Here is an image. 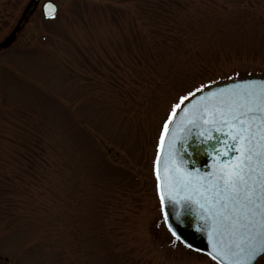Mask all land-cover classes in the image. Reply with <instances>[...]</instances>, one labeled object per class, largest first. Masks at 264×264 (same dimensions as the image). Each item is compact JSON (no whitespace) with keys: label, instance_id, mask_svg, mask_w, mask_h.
Returning a JSON list of instances; mask_svg holds the SVG:
<instances>
[{"label":"rangeland","instance_id":"obj_1","mask_svg":"<svg viewBox=\"0 0 264 264\" xmlns=\"http://www.w3.org/2000/svg\"><path fill=\"white\" fill-rule=\"evenodd\" d=\"M45 1L0 52V264H214L167 231L154 158L180 96L264 76V0Z\"/></svg>","mask_w":264,"mask_h":264},{"label":"water","instance_id":"obj_2","mask_svg":"<svg viewBox=\"0 0 264 264\" xmlns=\"http://www.w3.org/2000/svg\"><path fill=\"white\" fill-rule=\"evenodd\" d=\"M39 1L29 0L15 27L0 41V52L13 44ZM41 12L44 18H52L58 7L48 0L43 2ZM178 113L154 163L164 225L187 248L204 254L215 264H232L237 258L232 253L237 251L234 242L238 235L232 234L231 225L243 221L245 193L254 190L256 205L261 203L264 76L237 77L206 86L185 102ZM201 115L199 126L186 123ZM212 120L214 125L208 123ZM230 171L239 172L244 178L235 190L230 184L226 186L223 179ZM160 189L165 192L167 219L160 205ZM175 213L180 214L179 218ZM263 255H257L252 264Z\"/></svg>","mask_w":264,"mask_h":264},{"label":"snow or ice","instance_id":"obj_3","mask_svg":"<svg viewBox=\"0 0 264 264\" xmlns=\"http://www.w3.org/2000/svg\"><path fill=\"white\" fill-rule=\"evenodd\" d=\"M205 86L201 85L199 88L195 89V92L189 91L187 95H182L179 97L177 103H174L172 106V111L169 113L168 119L163 123V129L160 135V148H163L165 139L169 134L170 124L173 122L174 117L177 116L178 110L182 109V106L185 102L189 101L190 98L194 97L196 93H199L203 90ZM252 109H249L251 111ZM203 120V115L198 119L193 118L186 121L188 125L199 126V122ZM208 123L215 124V120L208 121ZM173 135L175 133L173 132ZM179 139V137H177ZM159 164V156L157 158V165ZM157 175L159 176V170L157 169ZM225 184L231 185L233 190L238 188L239 184L244 182V178L236 171L227 172L223 177ZM261 203L256 205L255 203V191L248 190L245 193V211L243 216V221L237 223L234 221L231 225L232 234L234 236L238 235V239L234 242L236 252L232 253L233 256L237 257L232 261V264H252L257 255L264 253V181L261 182V196L259 197ZM172 201L171 194L169 193V201ZM160 205L162 210H164L165 219L168 218V212L166 211V199L165 192L163 189H160ZM175 212V209H174ZM177 218H179V213H175ZM237 217V221H239ZM175 234V233H173ZM191 247V245H189ZM227 255L228 252H225ZM212 255V253H209Z\"/></svg>","mask_w":264,"mask_h":264}]
</instances>
